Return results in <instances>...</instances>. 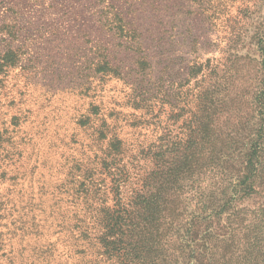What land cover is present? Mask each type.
Here are the masks:
<instances>
[{
	"label": "rangeland",
	"instance_id": "1",
	"mask_svg": "<svg viewBox=\"0 0 264 264\" xmlns=\"http://www.w3.org/2000/svg\"><path fill=\"white\" fill-rule=\"evenodd\" d=\"M0 55V264H115L142 175L183 233L264 148V0H0Z\"/></svg>",
	"mask_w": 264,
	"mask_h": 264
},
{
	"label": "trees",
	"instance_id": "2",
	"mask_svg": "<svg viewBox=\"0 0 264 264\" xmlns=\"http://www.w3.org/2000/svg\"><path fill=\"white\" fill-rule=\"evenodd\" d=\"M4 64V56L0 55V67ZM263 151V146L254 144L251 152L241 155L242 164L235 169L236 176L230 177V193L216 204L218 208L193 217L183 233L171 230L172 217L167 224V217L159 220L151 211L155 199L145 190L149 180L142 175L141 186L139 180L133 195L118 199V204L128 202L127 207L122 206L123 213L103 214L96 240L103 249L102 255L115 264H226L216 260V250L219 245H235L240 249L237 264H264ZM126 183L124 180L122 191L127 189ZM164 225L170 226L168 230ZM228 255L223 259H228Z\"/></svg>",
	"mask_w": 264,
	"mask_h": 264
}]
</instances>
